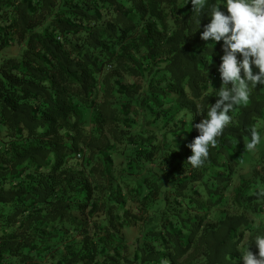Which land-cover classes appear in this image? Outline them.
Listing matches in <instances>:
<instances>
[{
	"label": "trees",
	"instance_id": "1",
	"mask_svg": "<svg viewBox=\"0 0 264 264\" xmlns=\"http://www.w3.org/2000/svg\"><path fill=\"white\" fill-rule=\"evenodd\" d=\"M197 19L191 0H0V264L258 253L263 85L189 165L224 54L201 38L211 17ZM252 126L261 141L246 151Z\"/></svg>",
	"mask_w": 264,
	"mask_h": 264
},
{
	"label": "clouds",
	"instance_id": "2",
	"mask_svg": "<svg viewBox=\"0 0 264 264\" xmlns=\"http://www.w3.org/2000/svg\"><path fill=\"white\" fill-rule=\"evenodd\" d=\"M188 2L186 0V4ZM191 3L193 14L198 17L197 29L202 14L207 13L211 17L201 38L211 41L207 46L214 48L223 41L224 52L218 68L222 86L214 95L218 99L206 114L199 104L196 105L203 119L194 125L199 135L187 145L192 154L186 162L198 169L207 161L210 147L216 146V138L232 123L230 113L238 106L247 105L251 90L264 85V0H215L211 6L208 0H191ZM221 5L227 12L221 10ZM250 136V142L245 143L246 151H252L261 141V134L255 126L251 127ZM260 195L264 196V191ZM253 242L258 253L251 251L249 244L248 250L241 252L239 260L243 264H264V236H256Z\"/></svg>",
	"mask_w": 264,
	"mask_h": 264
},
{
	"label": "rangeland",
	"instance_id": "3",
	"mask_svg": "<svg viewBox=\"0 0 264 264\" xmlns=\"http://www.w3.org/2000/svg\"><path fill=\"white\" fill-rule=\"evenodd\" d=\"M263 90H264V85H263ZM129 237H130V241L133 242L134 232H129Z\"/></svg>",
	"mask_w": 264,
	"mask_h": 264
}]
</instances>
